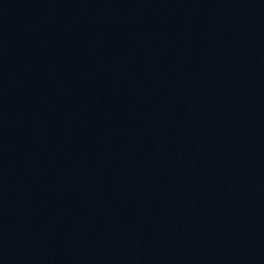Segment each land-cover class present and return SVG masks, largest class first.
Wrapping results in <instances>:
<instances>
[{
    "label": "water",
    "instance_id": "95a60500",
    "mask_svg": "<svg viewBox=\"0 0 264 264\" xmlns=\"http://www.w3.org/2000/svg\"><path fill=\"white\" fill-rule=\"evenodd\" d=\"M119 264H264V177L191 226Z\"/></svg>",
    "mask_w": 264,
    "mask_h": 264
}]
</instances>
